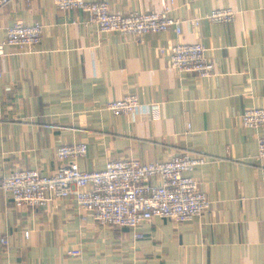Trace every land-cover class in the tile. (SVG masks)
Instances as JSON below:
<instances>
[{
  "label": "crops",
  "instance_id": "1",
  "mask_svg": "<svg viewBox=\"0 0 264 264\" xmlns=\"http://www.w3.org/2000/svg\"><path fill=\"white\" fill-rule=\"evenodd\" d=\"M107 1L113 12L162 11L163 0ZM174 28L133 36L85 24L80 9L53 0H8L0 7V40L16 22L43 26L33 48L7 46L0 57V177L37 169L53 174L62 145L86 143L84 171L107 161L167 160L203 153L190 174L211 205L176 223L154 217L129 227L103 226L73 199L49 208L17 207L0 191V264H264V160L258 157L264 125L246 127L241 115L264 108V0H167ZM232 8V22L206 15ZM201 17L198 26L190 20ZM201 43L214 74L200 77L170 65V49ZM135 94L159 104L160 115H114L109 101ZM31 231L29 238L24 233Z\"/></svg>",
  "mask_w": 264,
  "mask_h": 264
},
{
  "label": "built area",
  "instance_id": "2",
  "mask_svg": "<svg viewBox=\"0 0 264 264\" xmlns=\"http://www.w3.org/2000/svg\"><path fill=\"white\" fill-rule=\"evenodd\" d=\"M63 10L80 9L88 16L85 24L96 25L103 32H117L133 36L143 42L148 33L174 28L181 33V21L169 15L171 4L163 0L162 11H131L128 14L113 12L107 1L53 0ZM8 0H0V7ZM232 8L217 7L206 15L214 23H228L236 18ZM201 17L190 22L198 26ZM43 26L16 22L0 40V57L7 54V46L19 49L33 48L42 40ZM201 43H179L170 49V65L176 70L209 77L214 64L206 55ZM114 115H135L151 112L160 115L159 104H144L135 94L109 101ZM246 127L264 125V108H248L241 115ZM86 143L62 145L57 149L61 166L50 175L37 169H25L0 177V191L10 193L17 207L49 208L57 199H73L79 212H90L103 226L129 227L134 236L141 238V224L154 217L169 218L182 223L201 215L211 205L202 183L190 173L207 161L203 153L185 152L167 160L142 163L138 159H112L101 170L84 171L78 160L87 154ZM258 157L264 160V139L259 141ZM26 238L30 230L24 233ZM8 245L7 236L0 239ZM205 264V263H203Z\"/></svg>",
  "mask_w": 264,
  "mask_h": 264
}]
</instances>
